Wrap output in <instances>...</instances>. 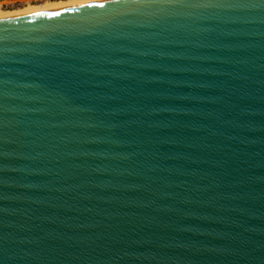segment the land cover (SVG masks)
Segmentation results:
<instances>
[{
    "label": "water",
    "instance_id": "95a60500",
    "mask_svg": "<svg viewBox=\"0 0 264 264\" xmlns=\"http://www.w3.org/2000/svg\"><path fill=\"white\" fill-rule=\"evenodd\" d=\"M0 264H264V0L0 19Z\"/></svg>",
    "mask_w": 264,
    "mask_h": 264
},
{
    "label": "bare ground",
    "instance_id": "6f19581e",
    "mask_svg": "<svg viewBox=\"0 0 264 264\" xmlns=\"http://www.w3.org/2000/svg\"><path fill=\"white\" fill-rule=\"evenodd\" d=\"M46 1V2H44ZM43 3H29L13 9H1L0 19L10 18L18 15L29 14L34 12H41L64 7L81 5L84 3L95 2L100 0H44ZM40 3V2H39Z\"/></svg>",
    "mask_w": 264,
    "mask_h": 264
},
{
    "label": "built area",
    "instance_id": "2783aa9c",
    "mask_svg": "<svg viewBox=\"0 0 264 264\" xmlns=\"http://www.w3.org/2000/svg\"><path fill=\"white\" fill-rule=\"evenodd\" d=\"M39 0H0V10L20 7Z\"/></svg>",
    "mask_w": 264,
    "mask_h": 264
},
{
    "label": "rangeland",
    "instance_id": "374dc122",
    "mask_svg": "<svg viewBox=\"0 0 264 264\" xmlns=\"http://www.w3.org/2000/svg\"><path fill=\"white\" fill-rule=\"evenodd\" d=\"M42 1H44V0H39V1H37V2H35V3H37V4H41V3H43ZM54 1H57V0H54ZM40 2V3H39ZM44 2H46V1H44ZM17 8V7H16ZM10 9H13V8H10Z\"/></svg>",
    "mask_w": 264,
    "mask_h": 264
}]
</instances>
